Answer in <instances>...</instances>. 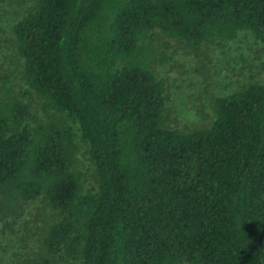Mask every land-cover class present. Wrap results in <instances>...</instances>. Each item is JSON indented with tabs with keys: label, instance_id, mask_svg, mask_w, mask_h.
Listing matches in <instances>:
<instances>
[{
	"label": "trees",
	"instance_id": "trees-1",
	"mask_svg": "<svg viewBox=\"0 0 264 264\" xmlns=\"http://www.w3.org/2000/svg\"><path fill=\"white\" fill-rule=\"evenodd\" d=\"M241 29L264 41V0H34L11 23L0 211L43 202L39 264H264V83L180 130L150 67L157 32L197 45Z\"/></svg>",
	"mask_w": 264,
	"mask_h": 264
},
{
	"label": "rangeland",
	"instance_id": "rangeland-1",
	"mask_svg": "<svg viewBox=\"0 0 264 264\" xmlns=\"http://www.w3.org/2000/svg\"><path fill=\"white\" fill-rule=\"evenodd\" d=\"M34 0H0V84L1 75L7 74L6 84L20 83V66L13 59L12 46L4 41L9 26L31 6ZM151 46L156 59L150 67L165 79V116L169 127L188 130L208 124L212 119L211 101L243 85L264 83V41L256 40L244 29L233 38L214 39L197 45L184 44L171 37L155 34ZM150 42V41H149ZM76 154V167L86 170L85 185L89 184L88 161ZM18 216L0 211V264H37L44 255L38 242L48 210L39 199L18 201ZM56 256L51 264H64ZM39 264V263H38ZM41 264V263H40Z\"/></svg>",
	"mask_w": 264,
	"mask_h": 264
}]
</instances>
